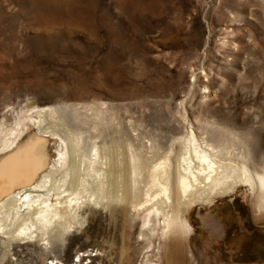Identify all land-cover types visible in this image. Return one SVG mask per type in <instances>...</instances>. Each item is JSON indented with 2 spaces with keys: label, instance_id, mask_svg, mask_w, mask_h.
Masks as SVG:
<instances>
[{
  "label": "rangeland",
  "instance_id": "obj_1",
  "mask_svg": "<svg viewBox=\"0 0 264 264\" xmlns=\"http://www.w3.org/2000/svg\"><path fill=\"white\" fill-rule=\"evenodd\" d=\"M64 104L87 113L59 121L65 137L18 210L48 196L69 211L85 185L87 201L37 239L0 232V264H264V0H0V125ZM183 120L233 173L162 205L151 230L154 208L112 201L117 165L141 157L148 182Z\"/></svg>",
  "mask_w": 264,
  "mask_h": 264
},
{
  "label": "bare ground",
  "instance_id": "obj_2",
  "mask_svg": "<svg viewBox=\"0 0 264 264\" xmlns=\"http://www.w3.org/2000/svg\"><path fill=\"white\" fill-rule=\"evenodd\" d=\"M30 110V123L22 125L21 120L20 122L11 121L14 116L11 111H8L5 114L6 121L0 125V152L4 150L7 152L8 150H12L14 147L19 148L14 153L12 151L13 156L11 155L9 158H5L1 163V187L6 188L5 183L9 182L8 177L14 175L16 171L26 170L32 164L34 165L35 162L39 160V158L41 159L43 156L48 154V145L42 144L44 142L41 141V138L36 136L37 134H35V132L44 134L49 133L51 137H56L57 133H60L64 136L65 130L63 127H60L63 124H60L61 122L59 121L66 118L76 119L86 115L87 113L86 109L80 107L76 108V106L65 104L34 107ZM8 120H10V122ZM189 122L183 120L182 123L176 124L174 129L176 128L177 132L181 133L182 135L175 138L172 136L171 138L173 139L171 140L168 151L165 152V155L163 153V159L154 162L153 165H151L152 163L150 164L152 167L148 182L144 183L145 185H142L144 180L142 179L143 171L141 170V157L132 155L125 163L117 165V172L121 174V186H116V190L118 191H116V193L113 195L114 197L112 198V201L121 199L125 206L131 207L135 210L154 208L155 210H153L149 218V221L152 222L150 225L151 230H154L155 226L157 225L158 216L161 213L162 205H168L176 202L181 203L190 200L193 196L196 197V195L199 193L207 192L211 186L220 182L224 175L233 173L232 168L227 166L219 159V156L224 153L223 149L213 143H210L209 140L207 141V138L203 135L199 138V136L195 134V129L190 125ZM26 128L30 129L31 131V139L28 141H26V139H21L22 134L26 132ZM10 129L12 130L11 132H14V130L18 129V131L15 132L16 136H14L15 133H12L13 136L9 138V135H11L9 134ZM70 131L71 130H69V132ZM75 137L77 140H79L80 135H75ZM39 140L41 142H39ZM38 143H40V145ZM147 161H149V158ZM127 173H131V176H128ZM48 175L49 173L46 174V176ZM70 179L71 181L73 180L72 178L65 176L62 184H65L64 182L70 181ZM57 181L59 180L57 179ZM81 181H84L87 184L89 183V180L82 179ZM44 185V183L40 184V186ZM87 189L88 187H86V185L82 187V190L78 189L81 190V192H79L80 195L77 196V199L74 200L75 202L70 201L67 204V209H70L69 211H67L64 207L66 205L63 206L61 204V201H58L57 199V203H52V200H50V198L47 196L46 199L38 202L36 205H30L31 209L26 215H22V213L18 210V190L14 194L10 195L7 201L2 200V202H0V232L4 234H10L14 238L24 237L37 239L40 236V230L45 229L47 231L54 218L56 219V216H60L62 214L63 216H69L74 210L73 205L76 202L78 203V200H82V202L87 201V195L85 196ZM91 196L94 197L93 195ZM3 207H6V212L1 210ZM59 216L57 218H59ZM12 219H15V221L21 220L17 228H12L14 224L11 225L9 222ZM55 221L57 222V220ZM167 222L169 225H171V218H169ZM62 233L63 232H61V235H63ZM180 261L181 259H179V262Z\"/></svg>",
  "mask_w": 264,
  "mask_h": 264
},
{
  "label": "water",
  "instance_id": "obj_3",
  "mask_svg": "<svg viewBox=\"0 0 264 264\" xmlns=\"http://www.w3.org/2000/svg\"><path fill=\"white\" fill-rule=\"evenodd\" d=\"M16 131H18V129H16ZM25 131L26 132L22 134L21 139H24V140L26 139V141H28L29 139H31V131H30V129H27V128L25 129ZM35 134H37L36 136L41 138V139L42 138L44 139V137L46 139H48L47 143L49 146V150H50V153L52 154V157H54V155H53L54 151H53V147H52L54 145V141H55L54 137H51L49 134H44V133L35 132ZM18 149H19L18 147H14L12 150H8L7 152H5V150L0 152V168H1V163L4 161V159L9 158ZM12 151H13V153H12ZM51 161H52L51 157H49L47 164H43L44 162L42 161V158L41 159L39 158V160H37V163L34 165L35 167H33V169H31V179L29 182L25 181L24 178L21 177L22 174L15 175L16 178L14 180L12 179L9 182L5 183L6 188L4 189V191L0 192V200H3L9 194H11L15 191L23 190L27 187L33 186L41 178V174L50 168L49 164ZM51 165H52V163H51Z\"/></svg>",
  "mask_w": 264,
  "mask_h": 264
},
{
  "label": "flooded vegetation",
  "instance_id": "obj_4",
  "mask_svg": "<svg viewBox=\"0 0 264 264\" xmlns=\"http://www.w3.org/2000/svg\"><path fill=\"white\" fill-rule=\"evenodd\" d=\"M231 221H229V222H226L227 223V227L228 228H232V225H231V223H230Z\"/></svg>",
  "mask_w": 264,
  "mask_h": 264
}]
</instances>
